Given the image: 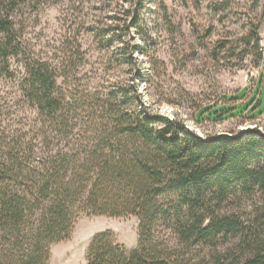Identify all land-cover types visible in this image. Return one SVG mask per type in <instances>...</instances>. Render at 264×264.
Masks as SVG:
<instances>
[{
    "label": "trees",
    "instance_id": "16d2710c",
    "mask_svg": "<svg viewBox=\"0 0 264 264\" xmlns=\"http://www.w3.org/2000/svg\"><path fill=\"white\" fill-rule=\"evenodd\" d=\"M9 25L0 21L6 62L16 55ZM114 42L123 58L129 44L117 38L106 47ZM68 63L64 72L26 63L20 100L33 118L0 124V264H48L51 246L70 237L81 214L138 219L136 248L126 251L104 231L89 242L86 264H199L190 247L169 246L161 229L187 244L230 226L207 194L254 186L264 193V135L250 128L202 139L178 120L148 113L134 86L86 88ZM233 109L223 104L200 114L215 121ZM255 218L259 245L244 257L215 256L213 264H264V204Z\"/></svg>",
    "mask_w": 264,
    "mask_h": 264
},
{
    "label": "rangeland",
    "instance_id": "374dc122",
    "mask_svg": "<svg viewBox=\"0 0 264 264\" xmlns=\"http://www.w3.org/2000/svg\"><path fill=\"white\" fill-rule=\"evenodd\" d=\"M136 1L0 0V21L12 26L16 51L7 62L0 57L1 126L33 118L19 85L25 64L38 60L62 72L70 62L68 71L86 88L134 86L148 113L178 120L202 139L251 127L264 135V0ZM117 38L130 46L123 58L118 43L106 47ZM223 104L234 108L223 119L200 114ZM215 194H207L209 203L216 201L215 214L232 223L208 241L185 244L161 229L169 246L190 247L199 264H213L218 255L247 256L262 239L255 218L264 204L259 187ZM104 231L126 251L137 247L136 217L81 214L70 237L51 246L48 264H86L89 242Z\"/></svg>",
    "mask_w": 264,
    "mask_h": 264
},
{
    "label": "built area",
    "instance_id": "2783aa9c",
    "mask_svg": "<svg viewBox=\"0 0 264 264\" xmlns=\"http://www.w3.org/2000/svg\"><path fill=\"white\" fill-rule=\"evenodd\" d=\"M252 128V127H251Z\"/></svg>",
    "mask_w": 264,
    "mask_h": 264
}]
</instances>
